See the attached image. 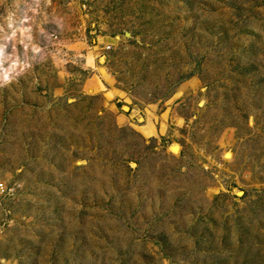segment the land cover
I'll return each mask as SVG.
<instances>
[{
	"label": "rangeland",
	"instance_id": "374dc122",
	"mask_svg": "<svg viewBox=\"0 0 264 264\" xmlns=\"http://www.w3.org/2000/svg\"><path fill=\"white\" fill-rule=\"evenodd\" d=\"M35 19L0 88V264H264V0Z\"/></svg>",
	"mask_w": 264,
	"mask_h": 264
},
{
	"label": "clouds",
	"instance_id": "9594fccd",
	"mask_svg": "<svg viewBox=\"0 0 264 264\" xmlns=\"http://www.w3.org/2000/svg\"><path fill=\"white\" fill-rule=\"evenodd\" d=\"M44 4L49 6V0H44ZM0 8V34L12 42L11 51L0 57V88H8L32 72L36 66L29 62V52L32 57H36L43 51L33 43L31 35L34 24L43 33L35 19L39 13L40 0H6Z\"/></svg>",
	"mask_w": 264,
	"mask_h": 264
},
{
	"label": "built area",
	"instance_id": "2783aa9c",
	"mask_svg": "<svg viewBox=\"0 0 264 264\" xmlns=\"http://www.w3.org/2000/svg\"><path fill=\"white\" fill-rule=\"evenodd\" d=\"M0 193L1 194H8L9 193V189L4 187L3 185H0Z\"/></svg>",
	"mask_w": 264,
	"mask_h": 264
},
{
	"label": "bare ground",
	"instance_id": "6f19581e",
	"mask_svg": "<svg viewBox=\"0 0 264 264\" xmlns=\"http://www.w3.org/2000/svg\"><path fill=\"white\" fill-rule=\"evenodd\" d=\"M173 151L176 153L177 151H178V147H176V146H173ZM228 158V157H227Z\"/></svg>",
	"mask_w": 264,
	"mask_h": 264
}]
</instances>
